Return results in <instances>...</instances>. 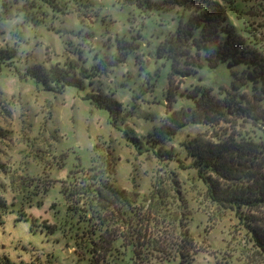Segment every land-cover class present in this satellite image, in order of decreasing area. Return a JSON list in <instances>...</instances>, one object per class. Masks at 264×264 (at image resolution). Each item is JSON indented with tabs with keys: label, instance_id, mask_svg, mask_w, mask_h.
Listing matches in <instances>:
<instances>
[{
	"label": "rangeland",
	"instance_id": "rangeland-1",
	"mask_svg": "<svg viewBox=\"0 0 264 264\" xmlns=\"http://www.w3.org/2000/svg\"><path fill=\"white\" fill-rule=\"evenodd\" d=\"M25 1L0 0V197L9 211L0 224V264H90L88 255H82V243L76 246L59 229L52 231L42 224L56 223L66 208L63 189L85 179V171L104 160L115 165V185L139 192L136 208L145 209L144 200L157 178L166 185L167 175L178 181L187 205L183 222L192 238L189 264H264L251 233L234 211L210 202L206 187L192 170L164 165L151 152L139 154L122 134L127 129L143 138L170 109L191 103L181 98L170 105L168 87L179 98L199 78L214 87L227 83L226 71L175 76L168 84L171 61L158 56L157 50L167 25H161L158 17L157 23L149 19V12L135 5L56 0L62 10L52 15L47 10L30 22L22 9ZM226 4L237 6L233 19L246 37H256L264 56V0ZM173 14L163 19L173 20ZM121 38L136 47L116 64ZM137 54L142 67L135 61ZM57 69H63L72 82L57 80ZM212 135L203 125L188 123L170 144L179 148L183 141H207ZM245 212L264 234V206ZM17 213L37 222L16 221ZM161 220L154 213L147 224L156 237L167 235L173 241L178 231L170 234L168 223ZM121 244L119 240L118 251L111 252L105 264H130L131 254ZM149 258L151 263L146 259L141 264H169L155 262L154 253Z\"/></svg>",
	"mask_w": 264,
	"mask_h": 264
},
{
	"label": "trees",
	"instance_id": "trees-1",
	"mask_svg": "<svg viewBox=\"0 0 264 264\" xmlns=\"http://www.w3.org/2000/svg\"><path fill=\"white\" fill-rule=\"evenodd\" d=\"M117 1L122 5H135L149 12V19L158 17L161 25H167L168 30L157 50L158 56L171 61L168 84L175 76L188 78L200 71L210 72V69H216L215 72L222 69L228 75L227 83L217 87L199 78L193 88L180 93L179 98L174 89L168 87L170 105L181 98L191 103L170 109L162 123L143 138L122 129L124 138L139 154L151 152L164 165L173 163L181 169L192 170L206 187L211 203L234 211L264 259V234L252 226L254 220L245 212L264 206V56L256 45V37H246L245 30L239 28L233 19L238 8L227 5L229 0ZM23 5L30 22L40 19L47 10L51 15L62 10L56 0H26ZM171 12H174L172 21L163 19ZM117 46L113 60L116 64L124 62L133 46L136 47L122 38ZM138 57L137 54L136 63L144 66L137 62ZM57 70V80L72 82L63 69ZM188 123L203 125L212 132L213 139L192 138L180 143L179 148L170 144ZM114 170L115 165L106 160L98 167H89L85 179L71 182L70 188L61 192L66 208L56 223L42 225L52 231L59 229L64 238L74 239L76 246L82 243V255H88L90 264H105L111 252L118 251L119 240L131 254L130 264L149 261L153 253L155 262L189 264L192 238L187 222H183L187 205L180 195L178 181L167 175L166 185L161 177L157 178L154 189L144 200L145 209L136 208L139 192L115 185ZM174 201H178V208ZM7 206L0 197V224L9 214ZM154 213L161 216V222L168 223L170 234L178 231L173 241L169 242L167 235H160L161 239L156 237L157 233L149 228L147 221ZM28 218L33 224L37 222L19 213L15 220ZM153 220L158 221L155 216ZM79 221H84V225ZM171 249H174L173 254Z\"/></svg>",
	"mask_w": 264,
	"mask_h": 264
}]
</instances>
